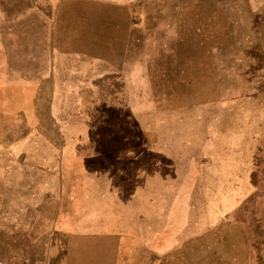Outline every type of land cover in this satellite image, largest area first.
Returning a JSON list of instances; mask_svg holds the SVG:
<instances>
[{
    "label": "rangeland",
    "instance_id": "374dc122",
    "mask_svg": "<svg viewBox=\"0 0 264 264\" xmlns=\"http://www.w3.org/2000/svg\"><path fill=\"white\" fill-rule=\"evenodd\" d=\"M37 1L46 0H0V17ZM179 5L173 35L143 53L141 89L113 81L95 95L79 91L78 106H55L50 75L38 89L22 53H0V162L24 145L72 147L85 162L98 156L87 148L119 141L105 139L112 130L142 132L144 147L136 186L99 165L92 180L77 179L86 195L72 203L84 207L79 217L61 223L60 203L48 201L46 250L31 233L30 249L6 264H264V0ZM120 156L107 162L117 167ZM23 162L4 174H20ZM119 193L136 201L108 211ZM123 215L133 232L106 231ZM60 225L80 231L55 235Z\"/></svg>",
    "mask_w": 264,
    "mask_h": 264
},
{
    "label": "crops",
    "instance_id": "0c3cea01",
    "mask_svg": "<svg viewBox=\"0 0 264 264\" xmlns=\"http://www.w3.org/2000/svg\"><path fill=\"white\" fill-rule=\"evenodd\" d=\"M181 3L184 0L37 1L30 3L27 11L19 17H0V53H22L23 72L39 75L41 85L38 89L48 88L47 76L50 75L49 88L55 91V106L83 104L79 101V91L95 95L113 81H123L125 88L141 89L143 53L150 50L148 43H157L173 35L174 14L180 10ZM48 10L51 12H45ZM28 88L31 89L30 83ZM130 119L137 120L136 116ZM136 133L130 132L129 135L126 129L106 133L105 139L118 138L119 141L87 148V152L98 156L86 158L85 162L71 156L72 147L61 150L57 146L45 145L8 147L6 161L0 162L1 264L11 263L15 250L30 249L31 233L38 235V247L46 250L48 201L60 203L55 217L61 223L63 218L79 217L84 207L76 205L75 208L72 203L85 201L86 195L79 192L78 187L83 181L80 183L77 179L89 177L92 180L99 173L96 172L99 165L106 166L104 170L120 169L117 174L119 182L120 178H127L128 185L136 186L134 179L138 175L137 169H142L141 155L144 152L142 132L138 138ZM115 154L124 155L119 157L122 162L119 161L117 167L107 162L115 160ZM19 159L24 160L18 169L21 173L4 174L3 170L11 168V163L18 168L16 162ZM128 200L136 201L126 193L109 195L108 202L116 201L118 205H107L106 209L125 213ZM63 202L71 203L70 208H66L69 212H63ZM122 217L123 223H114L115 229L106 231L133 232L127 228L126 215ZM63 230L60 225L52 232L57 235ZM79 231L76 227H65L69 234ZM60 239L55 236V248L61 243ZM43 264H47L46 259Z\"/></svg>",
    "mask_w": 264,
    "mask_h": 264
}]
</instances>
